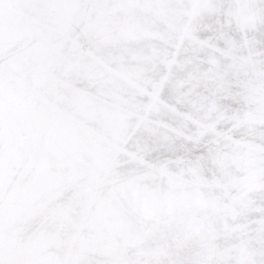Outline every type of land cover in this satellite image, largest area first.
<instances>
[{"label":"snow or ice","instance_id":"obj_1","mask_svg":"<svg viewBox=\"0 0 264 264\" xmlns=\"http://www.w3.org/2000/svg\"><path fill=\"white\" fill-rule=\"evenodd\" d=\"M0 264H264V0H0Z\"/></svg>","mask_w":264,"mask_h":264}]
</instances>
